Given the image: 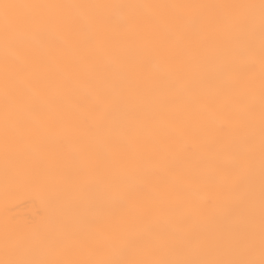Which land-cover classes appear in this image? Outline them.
<instances>
[{
  "label": "snow or ice",
  "instance_id": "6c2138e0",
  "mask_svg": "<svg viewBox=\"0 0 264 264\" xmlns=\"http://www.w3.org/2000/svg\"><path fill=\"white\" fill-rule=\"evenodd\" d=\"M0 203V264H264V0H0Z\"/></svg>",
  "mask_w": 264,
  "mask_h": 264
},
{
  "label": "bare ground",
  "instance_id": "6f19581e",
  "mask_svg": "<svg viewBox=\"0 0 264 264\" xmlns=\"http://www.w3.org/2000/svg\"><path fill=\"white\" fill-rule=\"evenodd\" d=\"M54 2H78V0H54ZM0 211H2V203H0ZM42 211L40 201L33 197L20 196L14 204V214L21 219L35 216Z\"/></svg>",
  "mask_w": 264,
  "mask_h": 264
}]
</instances>
